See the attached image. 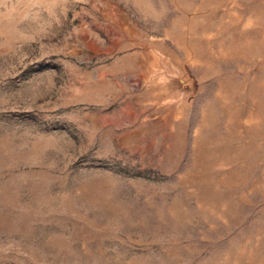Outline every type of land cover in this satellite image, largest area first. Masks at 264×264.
<instances>
[{"label": "rangeland", "instance_id": "obj_1", "mask_svg": "<svg viewBox=\"0 0 264 264\" xmlns=\"http://www.w3.org/2000/svg\"><path fill=\"white\" fill-rule=\"evenodd\" d=\"M0 264H264V0H0Z\"/></svg>", "mask_w": 264, "mask_h": 264}]
</instances>
